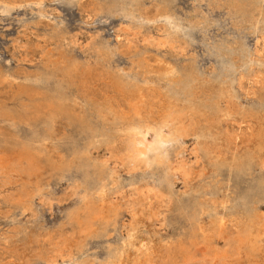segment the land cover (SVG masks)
<instances>
[{
	"label": "rangeland",
	"instance_id": "374dc122",
	"mask_svg": "<svg viewBox=\"0 0 264 264\" xmlns=\"http://www.w3.org/2000/svg\"><path fill=\"white\" fill-rule=\"evenodd\" d=\"M2 1L5 4L0 3V103L8 105L1 107L11 111L21 108L20 100H15L20 86L35 83L39 71L49 68L63 83L66 93L77 101L75 110L83 115L87 126L79 132L76 114H71L70 120L57 118L53 139L47 143L51 162L43 165L44 173L37 189L8 179L0 167V264H96L105 258L108 245L126 239L134 225H141L147 230L145 234L155 233L162 242L172 244V250L178 249L180 240L186 242L184 251L177 256H167L162 248L145 264H248L233 254L235 249L217 231L213 232L210 243L191 242L179 225L182 221L173 225L167 221L165 216L173 198L163 192L162 170L157 166L151 169L144 159L133 163L127 156L128 137L123 133L115 135L116 116L129 110L130 98L113 81L121 75L132 78L141 68L162 70L164 65L175 63L180 66V72L172 78L176 83L174 88L179 91L188 74L195 80L200 78L205 82L193 86L195 96L190 97L213 104L217 98L210 92L219 89V85L207 84L208 80L236 79L231 98L222 99V105L229 107L231 115L222 119L217 140L197 139L195 135L196 125H206L215 119L213 115L206 114L203 120L190 117L187 121L186 133L181 138L183 154L175 162L178 169L186 171L179 173L173 187L178 199L184 201L191 188L201 191L203 185L211 188L223 184L224 190L215 196L218 208L221 209L219 204L227 196L225 212L234 211L230 210L234 194L226 192L231 187L232 191L233 184L227 186L226 171L213 162L207 163L197 148L211 146L220 157L242 149L247 153L253 151L256 161L264 158V153H258L257 137L252 140L258 121L263 118L264 123V102H261L264 94L258 96L264 90V73L258 71L264 65V24L254 25L258 18L256 0H246L247 4L243 0H236L238 3L235 0H132L135 19L123 12L102 13L101 0ZM261 5L264 11V0ZM166 14L171 15L170 20ZM64 56H73L78 63L70 77L60 69L63 66L60 59ZM251 62L254 70L249 73ZM155 80L151 76L149 83L144 84L146 109L157 110L161 106V92L167 87ZM2 110L0 166L3 156L14 146L12 134H18ZM242 110L243 116L238 120L235 115ZM47 128L42 126L43 130ZM21 135L24 136L22 132ZM148 138L153 140L152 133ZM52 162L57 165L69 162L70 166L66 171H58ZM85 163L111 172L114 179L109 182L111 202L119 204L120 215L118 225L116 228L111 225L107 236L84 238L76 234V240L68 212L81 202L78 172ZM259 167L255 166L252 176L260 174ZM27 193L31 196V207L26 211L15 208L8 200ZM206 197L211 199L209 193ZM261 207L263 210L264 205ZM227 228L231 234L232 223Z\"/></svg>",
	"mask_w": 264,
	"mask_h": 264
},
{
	"label": "bare ground",
	"instance_id": "6f19581e",
	"mask_svg": "<svg viewBox=\"0 0 264 264\" xmlns=\"http://www.w3.org/2000/svg\"><path fill=\"white\" fill-rule=\"evenodd\" d=\"M261 1L263 0L255 1L259 5L256 3L254 5L253 3L258 12V18L254 23L255 27H258L260 22L264 24V18L262 17L264 11H262ZM1 2L5 4L4 1L0 0V3ZM243 2L245 4L248 3L246 0H243ZM236 3L238 2L236 1ZM99 5L102 13L114 15L123 12L135 19L136 11L132 0H101ZM240 6L238 5L239 8ZM166 18L170 20L171 15L166 14ZM156 35L158 34L156 33ZM162 40L164 39H161V41ZM217 50H219V48ZM60 60H62L60 62L63 64L60 69L63 70L66 76L70 77L71 73L76 71L78 67L77 60L73 56H64ZM253 70L254 68L251 62L247 71L250 73ZM258 71L264 73V65L259 66ZM179 72L180 66L178 67L175 63H168L164 65L162 70H152L149 67L141 68L132 78L129 75L114 77L113 82L118 90L120 89L130 98L129 110L116 116L117 123L114 128L115 135L118 136V133H123L128 137L127 156L130 157L133 163L139 159H144L146 164L151 166V169L157 166L162 170L163 181L161 184L165 186L163 192L168 194L167 196L173 198V203L169 208L167 207L168 213L165 216L170 224L173 225L174 223H179V220L182 221L179 225L187 232L188 239L191 240V242L201 240L202 242L210 243L214 236L213 232L217 231L220 236L227 238L229 247L235 249L233 254L239 255L238 258H243L248 264H264V208L262 210L261 207L262 204L264 205V158H261L262 160L259 159L260 162L256 161L258 159H255L256 155L253 157V151H249V154L244 151L242 152V149L230 151L225 157H220L212 150L211 146L207 148H197V153L199 151L201 154L200 156H202L207 163L213 162L216 166L222 167V169L226 171V179L227 182H229L227 186L233 184L232 191L231 187L229 190L227 188L226 192L230 191L234 194V205L232 204L230 209L234 211L225 212L228 208L227 203L229 202L227 196H225V199L219 204L221 209L218 208L215 196L224 190L223 184L219 186L213 185L211 188L210 186L203 185L201 191L191 188L184 201L178 199V195H176L173 190L174 183L179 173L181 174V172L186 171H182L181 168L178 169L175 166V162L177 158L183 154L184 147L181 138L186 133L187 121L190 117H200L201 120H203L206 114L213 115L215 119L208 123L205 122L206 125H196L195 135L197 139L213 138L217 140L221 134L220 125L222 119L231 115L229 107L227 105H222V99L227 96L231 98L234 83H236L235 77H233L235 80L231 81H219L217 78H210L207 84L219 85L217 87L219 89L210 92L213 98L217 99L216 101L212 100L214 101L213 104L211 102L210 104L207 102L203 103L200 102V98H192L190 96L195 93L193 86L195 87L199 84L203 85L205 81L202 79L200 80L198 77L199 80H195L194 76L192 77L190 74L187 75L186 73V79L183 81L178 91L179 88H174V84L176 83H174L173 77ZM151 76H155L156 82H164L167 84V87L164 88L165 90L161 92L160 102L162 103L157 110L153 108L146 109L143 106L144 84L149 83ZM36 77L37 81L35 83L29 82L20 86V92L16 95L15 100H20L21 108L16 111H11L8 107H1L2 104H8L0 103V107L3 109L2 111H4L3 113L5 115L7 113V118L14 126V130H18V134H12L14 146L10 151H5L6 155L3 156L0 167L7 175L8 179H15L22 186L31 184L34 189L39 187V180L44 173L43 165H46V161L51 162V157L47 154V143L53 139L54 124L57 118L64 117L70 120L71 114H76L80 126H78L80 128H78L79 132L82 133L87 126V121L83 118V115L81 116V113L75 110L77 101L66 93L63 83L56 78L54 71L49 68H43ZM177 77H175L176 81L178 79ZM261 93L264 94V90L260 91L258 96H261ZM258 99L260 100V97H258ZM261 99V102H264V98ZM242 116L243 110L235 115L238 120H240ZM262 119L263 118L258 121L257 128L252 138V140H254L255 137H257L260 142L258 153H261V155L264 153V123ZM43 125L48 128L43 130ZM21 132L24 136L21 135ZM151 133L153 135V140L149 141L148 134ZM88 148L90 147H87V149ZM52 163L57 166L58 171H66L70 166L69 162H63L60 165L54 162ZM256 165L261 168V170H259L260 174L252 176V172L255 171L254 168ZM80 167L78 172V190L81 202L68 212V217L75 234L74 238L77 240V235L84 236V238L95 235L107 236L111 225H114L115 228L118 225L120 215L119 204L116 205L111 202L112 189L110 188L109 182L110 180H114L113 176L111 172L108 173L102 167L93 168L87 163ZM33 178H38V181H34ZM243 182L246 184L243 185ZM125 187L126 186H124V188ZM195 192L200 193V196H197ZM206 193L210 194L211 199H207ZM27 195L28 193L25 196L21 194V196L15 200L8 199V197L6 198L11 205H15V208H21L23 211H26L31 207V196ZM228 223H232L233 231L231 234L227 231ZM145 231L147 230L142 229L141 225H134L128 232L126 239L122 240L119 244L110 243L108 245L105 258L96 264H145L152 261V256L159 253V250L162 251V248L169 257L177 256L178 252H183L185 249L186 242L183 240L179 242L180 246L177 249L178 251L172 250V244L162 242L155 233L145 234ZM36 251L37 250H35V252Z\"/></svg>",
	"mask_w": 264,
	"mask_h": 264
}]
</instances>
